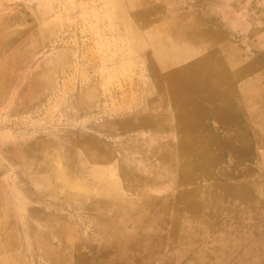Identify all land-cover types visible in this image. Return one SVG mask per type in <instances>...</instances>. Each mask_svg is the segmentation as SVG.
<instances>
[{"label":"rangeland","instance_id":"obj_1","mask_svg":"<svg viewBox=\"0 0 264 264\" xmlns=\"http://www.w3.org/2000/svg\"><path fill=\"white\" fill-rule=\"evenodd\" d=\"M131 1H10V13L21 8L10 36L24 21L31 40H10V63L0 62V264H264L257 146L249 160L204 146L209 160L180 185L185 154L157 160L119 135L121 87L145 67ZM254 2L257 18L264 0ZM40 39L42 49L29 45ZM144 176L153 183L137 184ZM153 211L166 215L149 221Z\"/></svg>","mask_w":264,"mask_h":264},{"label":"crops","instance_id":"obj_2","mask_svg":"<svg viewBox=\"0 0 264 264\" xmlns=\"http://www.w3.org/2000/svg\"><path fill=\"white\" fill-rule=\"evenodd\" d=\"M10 1L25 0H0V62L6 64L10 63V40H22L20 47L31 40V24L24 21L20 38L10 36V18L21 14L18 4L10 13ZM133 1L130 8L136 12L139 34L135 49L141 51L145 67L128 76L132 84L125 82L121 87L124 94L116 110L120 113L108 115H116L119 135L135 137L132 143L137 146H150L144 150L159 155L157 160H162L166 151L173 155L181 152L185 156L180 159L188 160L197 152L192 146L211 145L225 146L231 159L234 152H240L236 160L253 157L256 152H249V146L254 150L257 146L264 155V148L259 147L264 145V13L256 18L254 0H149L153 8L147 11ZM54 18L61 23L60 12ZM256 35L257 42L263 44L262 52L258 51L261 55H256ZM41 41L38 46L34 42L29 45L42 49ZM208 63L223 68L207 76ZM120 79L128 80L127 76ZM128 86H132L129 91ZM173 155L168 158L174 159Z\"/></svg>","mask_w":264,"mask_h":264},{"label":"bare ground","instance_id":"obj_3","mask_svg":"<svg viewBox=\"0 0 264 264\" xmlns=\"http://www.w3.org/2000/svg\"><path fill=\"white\" fill-rule=\"evenodd\" d=\"M160 1V0H159ZM178 1V0H177ZM157 2V1H156ZM161 2V1H160ZM185 2V1H184ZM229 2H231V1H229ZM133 3H134V5H140V6H142V9H145L146 11L148 10V9H151V8H153L151 5H149V0H134L133 1ZM154 3V2H153ZM161 4V3H160ZM163 4V3H162ZM189 4V3H188ZM232 4V3H231ZM237 5V4H236ZM158 9V8H157ZM150 11V10H149ZM157 11V10H156ZM165 11V10H164ZM237 11V10H236ZM151 13V12H150ZM157 13V12H156ZM159 13V12H158ZM251 13V12H250ZM208 14V13H207ZM212 14V13H211ZM254 14V13H253ZM151 15V14H150ZM209 15V14H208ZM148 16V15H147ZM212 16V15H211ZM253 17V16H252ZM208 18V17H207ZM206 18V19H207ZM210 18V17H209ZM208 18V19H209ZM263 18V17H262ZM148 19H150L149 17H148ZM168 19V18H167ZM170 19V18H169ZM224 20V19H223ZM228 20V19H227ZM136 21V20H135ZM259 21V20H258ZM137 23V22H136ZM229 23V22H228ZM132 24V23H131ZM238 28V27H237ZM219 29V28H218ZM134 31H135V29H133ZM219 30H221V29H219ZM258 30V29H257ZM259 32V31H258ZM209 33V32H208ZM244 35V34H243ZM263 36V35H262ZM232 37V36H231ZM242 37V36H241ZM204 38V37H203ZM244 38V37H243ZM246 38V37H245ZM249 39V38H248ZM225 40V39H224ZM223 40V41H224ZM241 40H243V39H241ZM247 41V40H246ZM242 42V41H241ZM245 45H246V43H245ZM215 48H217V47H215ZM240 49V48H239ZM217 50V49H216ZM235 50V49H234ZM237 50V49H236ZM218 51V50H217ZM212 52V51H211ZM220 53V52H219ZM229 53V52H228ZM234 53V52H233ZM232 54V53H231ZM242 54V53H241ZM221 55V54H220ZM239 55V54H238ZM229 56V55H228ZM233 56V55H232ZM235 56V55H234ZM256 56V55H255ZM150 58V57H149ZM232 57L230 56V59H231ZM235 58V57H234ZM244 58V57H243ZM195 59V58H194ZM241 59V58H240ZM233 60V59H232ZM234 61V60H233ZM245 61V60H244ZM253 61V60H252ZM230 65H231V63H230ZM258 65V64H257ZM264 65V64H263ZM155 66V65H154ZM234 66H235V63H234ZM262 66V65H261ZM156 67V66H155ZM231 67V66H230ZM247 67V66H246ZM259 67V66H258ZM257 67V68H258ZM223 68V66L222 65H213V64H209L208 63V65H207V68H206V75L207 76H212V73H214L215 71H221V69ZM242 69V68H241ZM263 69V68H262ZM158 70V69H157ZM200 70V69H199ZM231 70V69H230ZM249 70V69H248ZM229 71V70H228ZM237 71V70H236ZM245 71H247V70H245ZM243 73V72H242ZM249 73V72H248ZM257 73V72H256ZM154 76V75H153ZM253 76V75H252ZM233 77V76H232ZM258 77V76H257ZM259 78V77H258ZM4 80V79H3ZM170 81V80H169ZM229 81V80H228ZM234 82V81H233ZM249 82V81H248ZM256 82H258V81H256ZM255 82V83H256ZM262 82V81H261ZM252 83V82H251ZM249 84H250V82H249ZM261 84V83H260ZM176 85H178V84H176ZM257 85H259V84H257ZM264 85V84H263ZM263 85H261L262 87H263ZM261 87V88H262ZM33 88V87H32ZM156 88H158V87H156ZM164 89H166V88H164ZM244 89V88H243ZM260 90V89H259ZM262 90V89H261ZM242 91V90H241ZM240 91V92H241ZM168 92H169V89H168ZM244 92H245V90H244ZM249 92V91H248ZM254 93V92H253ZM252 93V94H253ZM262 93V92H261ZM169 94V93H168ZM250 94V93H249ZM39 95V94H38ZM243 95V94H242ZM244 95H245V93H244ZM256 95V94H255ZM258 95H261V94H258ZM170 96V95H169ZM264 97V96H263ZM222 98V97H221ZM224 98V97H223ZM232 99V98H231ZM252 99H253V97H252ZM256 99V98H255ZM258 99V98H257ZM260 99V98H259ZM176 100V99H175ZM174 100V101H175ZM225 100V99H224ZM253 101V100H252ZM262 101H263V99H262ZM160 102V101H159ZM249 103V102H248ZM160 105V104H159ZM176 105V104H175ZM168 106H169V104H168ZM234 106H236V105H234ZM238 106V105H237ZM244 106H245V104H244ZM253 107V106H252ZM157 110V109H156ZM164 111V110H163ZM169 111V110H168ZM172 112V111H171ZM175 112V111H174ZM146 113V112H145ZM160 113V112H159ZM164 113V112H163ZM176 113V112H175ZM167 114V113H166ZM171 114V113H170ZM178 115V114H177ZM241 115V114H240ZM246 115V114H245ZM155 116V115H154ZM146 117V116H145ZM131 118V117H130ZM172 118V117H171ZM210 118V117H209ZM133 120V119H132ZM140 120V119H139ZM147 120V119H146ZM153 120V119H152ZM174 120V119H173ZM134 121V120H133ZM138 121V120H137ZM131 122V121H130ZM135 122V121H134ZM141 122V121H140ZM143 122V121H142ZM145 122V121H144ZM154 122V121H153ZM171 122V121H170ZM158 123V122H157ZM244 123V122H243ZM164 124V123H163ZM166 124V123H165ZM171 124V123H170ZM152 125H153V123H152ZM172 125V124H171ZM159 127V126H158ZM126 128V127H125ZM130 128H131V126H130ZM174 128V127H173ZM158 129V128H157ZM162 129V128H161ZM175 129V128H174ZM132 130V129H131ZM244 130H246V129H244ZM246 136V135H245ZM251 138V137H250ZM245 139V138H244ZM251 141V140H250ZM76 143V142H75ZM78 143V142H77ZM76 143V144H77ZM177 143V142H176ZM41 144V143H40ZM75 144V145H76ZM174 144V143H173ZM250 145V144H249ZM217 146H220V145H217ZM254 146V145H253ZM38 147H39V145H38ZM72 147H74V146H72ZM192 147H195L196 149H197V152H196V154H194V155H191V159H188V160H185L184 162L185 163H183V166H181L182 168H176V174H177V176H178V179L177 180H175L174 181V184L176 183V184H180V185H191V178H192V180H194L195 179V177L196 176H194V174H195V171H197V170H200V171H202V166L199 164V165H195L193 162L195 161V160H197V162L198 161H203V160H205V161H207V160H209V157H207V158H205L203 155H204V153L206 152V151H204L203 150V148H204V146H192ZM212 147H214L213 145H211V146H209V151H211V152H213V153H215V150L213 149L212 150ZM66 148V147H65ZM250 148V147H249ZM255 149H256V147H254ZM49 149V148H48ZM246 149V148H245ZM207 150V149H206ZM35 151H37V150H35ZM49 151V150H48ZM193 151V150H192ZM259 151V150H258ZM24 152V151H23ZM92 152V151H91ZM248 152V151H247ZM90 153V152H89ZM111 154V153H110ZM193 154V153H192ZM231 154V153H230ZM236 154L238 155V154H240V152H238V153H236V152H234V154L233 155H235L236 156ZM256 154V153H255ZM39 155V154H38ZM195 155H198V156H195ZM53 156H55V155H53ZM56 156H57V154H56ZM159 156V155H158ZM108 157V156H107ZM23 158V157H22ZM28 158H30V157H28ZM54 158V157H53ZM97 158V157H96ZM174 158V157H173ZM31 159V158H30ZM55 159H57L58 160V157L57 158H55ZM108 159V158H107ZM167 160H171V159H169V158H166ZM20 160H22V159H20ZM233 160V159H232ZM25 161V160H24ZM27 161H28V159H27ZM55 161V160H54ZM163 161H166L165 159L163 160ZM253 161V160H252ZM38 163V162H37ZM52 163V162H51ZM58 163V162H57ZM167 164H169V163H167ZM174 164V163H173ZM223 164V163H222ZM255 164V163H254ZM57 165V164H56ZM172 165V164H171ZM253 165V164H252ZM55 166V165H54ZM58 167V166H57ZM127 167V166H126ZM125 167V168H126ZM168 167V166H167ZM183 167H185V168H183ZM208 167V166H207ZM217 167V166H216ZM227 167V166H226ZM173 168V167H172ZM52 170V169H51ZM134 171V170H133ZM138 171V170H137ZM199 171V172H200ZM57 172V171H56ZM140 172V171H139ZM133 174V173H132ZM132 174H128L126 177H128V178H130V176L132 175ZM137 175H138V173H137ZM250 175V174H249ZM248 175V176H249ZM135 176V175H134ZM136 178V177H135ZM133 179V178H132ZM57 180V179H56ZM131 180V179H130ZM134 180V179H133ZM244 180V179H243ZM137 181V184H139V183H146V184H151V183H153V179H152V177H149V176H144V177H139V179H137L136 180ZM170 180H167L166 182H169ZM140 184V185H141ZM170 184L172 185L173 183L172 182H170ZM238 184H240V183H238ZM140 185H139V187H140ZM243 185V184H242ZM134 186V185H133ZM243 188V187H242ZM130 189V188H129ZM237 189V188H236ZM244 190V189H243ZM256 190V189H255ZM258 190V189H257ZM256 190V191H257ZM52 191H53V189H52ZM247 191V190H246ZM194 193H196V194H198L199 193V191L197 190V189H195V191H193ZM239 192H241V191H239ZM239 192H237V193H239ZM209 192H206V194H208ZM255 193V192H254ZM257 193V192H256ZM144 194V193H143ZM243 195V194H242ZM240 197V196H239ZM200 204L201 205H204V204H210L211 206H214L215 207V205H216V202H214V203H211V201L210 200H208L209 198H207V197H202V196H200ZM247 198V197H246ZM250 198V197H249ZM248 198V199H249ZM262 198V197H261ZM183 201H184V197H183V199H182ZM252 201V200H251ZM257 201H259V200H257ZM46 202H48V201H46ZM248 202V201H247ZM250 202V201H249ZM184 203V202H183ZM258 203V202H257ZM261 204H263L262 202H260ZM42 206V205H41ZM40 206V207H41ZM43 207V206H42ZM34 209V208H33ZM257 209V208H256ZM261 209V208H260ZM228 210V209H227ZM259 212V211H258ZM263 213V212H262ZM264 214V213H263ZM166 215V211H164L161 215L159 214H157L155 211H153V213L151 214V218L149 219V221H151V220H159V218H161V217H164ZM211 216L213 215V214H210ZM252 216H254V215H252ZM35 217V216H34ZM214 217V216H213ZM263 218V217H262ZM1 219V218H0ZM4 220V219H3ZM0 224H1V222H0ZM6 231V230H5ZM1 235V234H0ZM52 235V234H51ZM2 236V235H1ZM6 237V236H5ZM2 238V237H1ZM52 239H53V237H52ZM2 243V242H1ZM4 247V246H3ZM10 247V246H9ZM56 250V249H55ZM64 253H66V252H64ZM16 257V256H15ZM14 257V258H15Z\"/></svg>","mask_w":264,"mask_h":264}]
</instances>
